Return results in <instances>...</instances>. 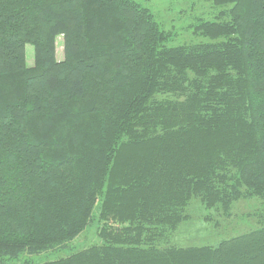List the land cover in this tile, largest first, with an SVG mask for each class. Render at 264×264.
<instances>
[{
	"label": "trees",
	"instance_id": "16d2710c",
	"mask_svg": "<svg viewBox=\"0 0 264 264\" xmlns=\"http://www.w3.org/2000/svg\"><path fill=\"white\" fill-rule=\"evenodd\" d=\"M204 1L209 41L174 47L135 0H0V264L65 249L96 208L103 243L42 264H264V0ZM194 198L260 199L261 227L169 246Z\"/></svg>",
	"mask_w": 264,
	"mask_h": 264
},
{
	"label": "rangeland",
	"instance_id": "374dc122",
	"mask_svg": "<svg viewBox=\"0 0 264 264\" xmlns=\"http://www.w3.org/2000/svg\"><path fill=\"white\" fill-rule=\"evenodd\" d=\"M149 8L162 29L171 31L176 37L171 42L174 47L184 44H197L209 40L199 36L193 29L196 20L205 18L212 20L216 9L209 1L204 0H135ZM27 63L34 64V48L26 46ZM63 39L57 40V58L63 60ZM262 201L257 198L242 199L234 204L231 214L207 210L197 198H194L188 208L190 219L184 222L178 231L172 235L168 245L179 247H217L223 241L239 237L243 234L255 231L261 227L260 216ZM93 221L80 236L65 249L30 256L24 254L15 264H42L70 256L76 251L86 249L94 245H101L103 241L98 235L102 223L99 217V209L93 213ZM208 218V220H206ZM167 246L164 244L162 247Z\"/></svg>",
	"mask_w": 264,
	"mask_h": 264
}]
</instances>
